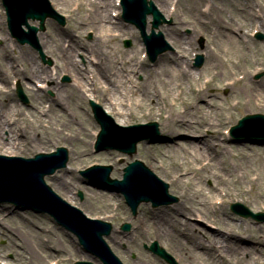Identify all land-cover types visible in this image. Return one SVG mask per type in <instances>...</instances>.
I'll return each mask as SVG.
<instances>
[{
  "label": "rangeland",
  "instance_id": "rangeland-1",
  "mask_svg": "<svg viewBox=\"0 0 264 264\" xmlns=\"http://www.w3.org/2000/svg\"><path fill=\"white\" fill-rule=\"evenodd\" d=\"M48 1L57 14L63 16L64 23L61 24L58 20L49 18L44 24V30H41L40 22L29 21L31 26L40 29L37 32V42L41 49L42 56L40 50L34 49L30 45H21L12 38L7 27V18L4 7L0 0V23L2 24L0 26V46L3 43L10 49L8 59L3 58L0 51V66L5 65L6 68L11 70H22L25 66L27 67L33 62L37 66L51 71L54 77V81L50 82L46 80L44 82V78L31 77L32 74L29 73V79L22 80L20 75L17 77L12 71L8 74L5 83L0 82V91L3 92V98H0V102L2 103L3 99L6 97L7 100L3 102H5V106L7 105L5 110L8 115L7 119L9 126L19 125L21 130V135L16 136L17 142L15 147L5 148L11 150L8 154L7 152L4 153L0 151V155L27 159L33 158L40 153H51L60 147L66 148L68 150V163L66 168L47 177L46 183L57 195L70 205L77 207L88 218L102 220L111 224V229L115 231V236L120 239L119 242H114L109 236L106 241L113 253H115L123 264H168L148 250L147 247H149L153 241L157 242L160 247L169 253L175 264H193V262L184 259V256H182L177 250L178 246L173 243L174 239H168L162 231H160L161 228L163 229V226L168 230H172V225L164 223L160 226V224L156 222L155 217H153L155 216L154 213L159 208L167 206L153 208L149 203L142 204L137 208L136 215H133L123 196L114 189L110 190L111 193H113V197L108 199V196L106 195L105 200L98 201V195L96 196L95 194H92L91 190L96 191L98 194H108L106 190H108L109 187L101 184L95 185L88 182L85 183L86 180L80 175L81 171L92 165L112 166L113 170L110 174V178L113 180H122L123 170L128 164L136 160L141 161L145 167L153 172V174L159 179L164 183L169 184V193L177 198L176 203L168 205L170 207L178 205L190 192L192 195L201 193L207 198L208 204H206V207L209 208L208 211L210 210V213H207L200 208L196 213L203 219V223L198 220V217L192 218L190 222L202 229V231L205 230L207 224L211 225L209 226L210 230H216V228L220 230L223 229V224L215 221L217 215H214L213 212H211V210H215L212 207L215 202L221 200L223 201L221 206L215 204L217 205V209L219 207H225L224 210H226L228 214L235 215L241 220L249 223L264 225V217L261 218L263 221H257L256 219L246 218L231 211V205L241 204L249 212L251 211L254 214H264V204L262 201L259 204L256 203L254 196L250 193V185L242 184V186H240V183L237 181H235V183L229 181L227 185H223L218 182L219 180L217 178L212 177L213 173H217L221 168L219 162L214 163L206 158V160H201V162L198 161L199 163L193 162L190 165V169L188 168V165L181 166L178 169L180 170V174L185 173V175H182L183 183L181 185H175L173 183V176H175V174L168 172V168L173 165L174 160L183 165H186V161L181 159L176 153L172 154L173 156H170L169 158L168 155L165 157H158L156 160H152L150 157V154L156 152L158 149L157 146L163 144L161 142H163L162 139L164 137L162 138V136H164L166 132V129L164 128L165 117L168 114H173V110H171L172 112L166 113L161 110L162 106L159 107L156 103V98L149 99L148 97L144 99L142 92L140 91L134 97H122L121 101L123 103H126L127 101V103L130 104V107H133L132 109L135 115L131 117L127 125L125 124V126L121 127L156 123L158 135L153 134L149 137L148 141L140 143L137 146L136 153L133 157L115 151L95 152L94 144L100 127L93 116L90 101L101 107L107 116L111 117L115 124H118L116 117L107 112L108 110L105 105L104 95L98 89L100 83H96L98 80L97 71L93 69L97 63L94 60V56H92L93 50L91 49L98 47L96 46L97 44L102 48L100 42L96 41L103 39V28H98V25L96 24L97 22L94 23L89 21V14L78 9L72 4V2H69V5L67 4V6H62L55 0ZM82 1L86 3L88 1L90 2V0ZM147 1H152L165 19V23L162 24L157 32L162 33L165 42L170 48L151 61L145 56L146 47L139 30L121 18V9L118 12L119 14L117 17L112 16L114 21L116 18L119 24L123 23L126 27L122 29V32L117 31L119 32L120 37L118 41L115 40L113 42L112 46L118 45L122 50L127 52L136 51L137 62L138 59L145 61V66H143L142 69H139L140 71L138 74H128L121 79V91L125 93L124 89L135 90V86L138 88L148 85H152V87L153 85L160 86V79H154L152 73L154 69L160 72V69H157L159 68L157 63L164 54H171L180 62L182 60H187L191 69L196 72V77L199 78V85L204 89L206 95L198 100L195 94L191 93L188 80L181 79L180 81L173 82L170 77H163L164 82H173L174 84L179 83L184 92L182 102H178V106L173 109L178 112H183L185 109H188L189 104L192 103L195 106L197 105V108L201 110L202 113L210 112V116L220 114V109L222 108L221 111H223L222 113L224 114V117L222 122L215 124L214 126L208 123H202V135L185 133L178 137L179 140L184 142L186 138L210 139V136L218 130V134L216 135H218L219 139L210 140H212V143L214 144L220 141L225 147H227L226 149L233 151V156L228 159L229 166L236 167L239 162L253 165L260 163L258 154H261L262 152L260 149L264 148V133H243L239 135L240 139L237 140L235 139L236 137L231 135L230 130L231 127L235 126L238 121L246 115H264V104L262 105V109L250 108V106L246 104L247 100L240 90L242 89L241 87L243 83L239 84V87H236L239 89L238 91L234 92L231 88V83L235 80V77L237 78V76L231 75V72L229 71L238 73V76L245 74L246 79H248L250 83H264V30L262 29V25L258 20L257 22H245L244 26L240 24L242 22V10L247 9H249L252 14L257 15L260 20H263L264 0H212L214 5L212 2H208V5L204 4L205 6L200 9L204 14L208 7L211 6V9L208 10L205 15L202 13L201 15L206 18H211L212 16L213 19L220 22L224 30H220L218 35L224 34L230 38H241L244 41L250 42L247 50H243L240 45H233L231 43L227 44L228 42L226 41H222L221 43L218 41V36L215 38V42L212 43L214 32L211 34L205 33L203 31V26L197 24V20L195 22L192 21L194 18L192 14L186 13V16L181 15L183 22L178 19L181 22L179 23L176 17H166L154 0ZM177 2L178 0H170L169 3L174 6ZM230 18L233 20L232 22L229 20ZM83 19L85 22L87 21L86 25L79 28L78 22H81ZM150 21L151 17H149V23ZM176 24H181V29L179 28V37L183 36L186 40V42L180 47L176 45L170 37H166V34L164 33V29L172 28L176 26ZM229 24L231 25L229 26ZM213 27L216 28L215 26ZM64 29L78 39V56L76 53H73L74 55L76 54V58L80 61L81 71L83 70V76H78L85 84L83 90L85 92L87 89L90 90L89 92H86V99L75 97L63 100L62 103L65 105L66 113L58 110L56 105L52 103V99L56 97V94L58 93L57 90L54 89L55 84L59 85L58 88L61 89L59 92L62 91L66 94V91L67 93L73 91L72 85L76 84L77 81L76 72H66L68 71V69L65 68L66 61H64L62 57H58L52 53L54 39H56L57 42V39L61 38L60 43L61 45L64 44V49H72V35L71 37L66 34L62 35L61 31ZM150 29L151 26L149 24L148 33H150ZM59 34L61 36H58ZM258 35L263 38L259 39L257 37ZM126 41H130V46H126ZM46 42L48 43L46 44ZM208 45L212 51L214 50L215 52L220 53L222 56L221 60L226 63L225 65H220V67L213 71H211L210 66H208L207 50H205ZM22 51L27 54L25 65L21 58ZM242 52L248 54V64L245 66L241 65V67L232 66L231 64L238 61ZM197 55L203 56V65L199 69L194 67ZM166 65L173 70L175 69V66L168 62H166ZM215 73H217V75H214ZM66 77L69 79L68 81H64ZM208 80H213V82L211 85L208 84L209 87L205 90V83ZM93 83L94 85H92ZM190 83L195 91V81L191 80ZM42 84L43 87H41ZM18 87H20L25 96L26 102L22 97L18 96ZM32 88L41 92V98H36V102L30 92ZM253 95L259 94L254 92ZM119 97L120 96H118V98ZM173 98L174 96H171L167 100L160 99V103H168L171 105L174 100ZM238 98L242 99L241 101H243V104L239 103V105H237ZM139 104L142 106L139 107ZM123 108L125 110L128 109L127 107ZM250 109H253L254 111L250 112ZM19 112L21 115L17 117ZM150 113H153L154 117H150ZM23 117L27 118L23 120ZM71 118L73 119V122L71 121ZM27 119L31 121V124L30 122L27 123ZM188 119L192 123L199 121L195 116H189ZM52 128L54 129L52 130ZM117 131L124 133L123 130ZM25 138L34 139V141H29L28 144H25ZM241 151L245 154L247 153L248 157L243 158L242 156H238V152ZM2 162H12L14 164L15 161L5 160ZM206 164L208 165L205 166ZM222 174H224L226 179L229 178L228 174L225 172H222ZM60 177L69 182L68 186L70 189L68 192L63 189V186L58 184L57 179L60 180ZM61 181H63V179H61ZM215 186L217 187V190L215 188L214 191L213 187ZM80 193L83 195L82 198L79 196ZM186 206L189 207L190 205L187 204ZM194 209L195 211L197 210L196 207ZM125 223L130 224L128 232L121 229V226ZM238 224L239 223H235L236 226ZM11 233L17 239L15 246L9 239V237L12 236ZM25 238L30 241L28 245L25 242ZM68 238L69 242L64 243L66 248L61 251L57 250L60 240L65 241ZM41 244L51 253L44 261L36 259L31 252V250H37ZM217 248L220 250L219 246H217ZM222 254L221 258L223 259L219 258L220 260H225L230 264H236V257H231L228 253H224V251ZM260 255L261 254L257 257ZM260 258L264 260V255H261ZM215 259L218 258L215 257ZM213 260L214 259H209L207 256H202L199 261L196 260L198 262L196 264H216ZM245 260L248 261L246 258ZM45 262L48 264H74L76 262L101 264L99 260L94 259L82 249L77 237L73 233L56 224L48 215L37 214L28 210H20L11 204H0V264H45Z\"/></svg>",
  "mask_w": 264,
  "mask_h": 264
},
{
  "label": "bare ground",
  "instance_id": "bare-ground-1",
  "mask_svg": "<svg viewBox=\"0 0 264 264\" xmlns=\"http://www.w3.org/2000/svg\"><path fill=\"white\" fill-rule=\"evenodd\" d=\"M62 6L69 5V2H72L73 5H75L78 9L83 11L84 13H88V20L91 22H97L98 28H103V39H99L96 42H100L102 45V48L100 45H96L95 49H91L92 56H94V60L96 61V65L93 68L95 71H97V84L98 82L100 85L98 86V89L102 92L104 95V101L105 105L107 107V112L110 114H113L118 122V125L125 126L127 125L131 119L132 116L135 115L133 112V107H130V104L123 103L122 97L126 98L134 97L139 91L142 92V95L145 98L151 99L156 98L157 104L162 106L163 111L166 113L172 112L170 115L168 114L165 117V123L164 128L166 129V132L164 136H162V145L157 146L156 152H152L150 154V157L152 160H156L158 157H165L168 155V158L170 156H173L172 154H178L181 159H184L186 162V165L178 163L176 160L173 161V165L168 168V172H172L175 174L173 176V183L175 185H181L183 183L182 175H185V173L180 174V168L181 166H187L190 169V165L193 162L199 163L201 160H206V158L210 159L211 162L220 163V170L217 171V173H213L212 177L217 178L219 183L223 185H227L229 181H232L235 183V181L240 183V186L242 184H248L250 185V193L254 196V199L256 203H262L264 204V148L260 149L262 152L261 154H258V159L260 163L258 164H248L245 162H239L236 167L229 166L228 159L233 156V151L230 149H226L227 147L224 146L220 141H218L216 144L212 143V140H218V130L213 133L212 136H210V139L205 138H186L184 142H181L178 137H180L181 134H192V135H202L201 131V125L202 123H208L212 126L215 124H219L222 122L223 119V111L220 109V114H215L214 116H210V112L202 113L201 110L197 108V105L189 104L188 109H185L183 112L175 111L173 108H176L178 106V102H182V97L184 96V92L181 89V85L178 83H173L174 81H180L181 79H186L189 81L191 93L195 94L196 98L199 100L203 98L202 96H205L206 93L203 88L199 85V78L196 77V72L191 69L189 66V63L186 61H178L176 58H174L171 54H164L159 62L157 63V66L160 69V72L157 70H153L152 76L154 79H160V86L157 85H148V86H142L141 88H138L135 86V90H126L124 89L123 93L121 91V79L125 75L128 74H138L139 69H142L143 66H145V61L138 59V62L136 60V51L134 52H127L122 50L118 45L112 46L113 42L116 40L118 41L120 34L119 32H122V29H124V24H119L117 22V19L112 18V16L117 17V13L119 11V0H90L83 2L82 0H55ZM156 4L159 6L161 11L166 15V17H176L177 20L181 19V15L186 16V13L192 14L194 18L192 21L197 20V24H201L203 26V31L205 33H213V40L212 43L215 42V38H218V41L222 43V41L228 42L227 44L231 43L233 45H240L243 50H247L250 42L244 41L243 39H235L230 38L227 35L219 34L220 30L223 31L224 28L221 26L220 22L216 19L206 18L203 17V15L206 14L208 10L211 9V6L208 7L207 11L204 12V14L200 11L202 7L208 5V2H212V0H178L177 4L172 6L173 4H170V0H154ZM251 1H258V0H251ZM68 2V3H67ZM213 4V2H212ZM214 5V4H213ZM172 6V7H171ZM213 8V7H212ZM215 8V6H214ZM241 9V8H240ZM217 10V8H216ZM242 26L245 25V22H257L260 21V24L262 25V29L264 30V19L260 20L257 15H254L251 13L249 9L242 10ZM201 13L203 15H201ZM223 14V12H222ZM47 18H50L48 16ZM191 20V18L189 17ZM224 20V19H222ZM231 22L233 21L231 18L229 19ZM179 20L178 22L181 23ZM87 22V21H86ZM85 20L83 19L81 22H78L79 28H82L84 25H86ZM2 24L0 23V26ZM231 24H229L230 26ZM25 26V25H24ZM23 26V27H24ZM215 26L216 28H214ZM105 28V29H104ZM126 28V27H125ZM179 28L181 29V24L174 26L172 28L164 29V33L166 34V37H170L174 41L176 45L179 47L182 46L186 40L183 36H180ZM147 30H149V26L147 27ZM119 31V32H117ZM117 32V33H115ZM61 34H66L71 37L72 35V51L64 49V44L61 45V38L54 39V45L52 46L54 55L58 57H62L64 61H66L65 68L68 69L66 72H76L77 76H83V70L80 69V61L76 58L78 56L77 49L78 47V39L75 38V36L69 31L62 30ZM58 36H61L60 34ZM48 42H46L47 44ZM42 44V43H41ZM226 44V45H227ZM2 46V47H1ZM0 46L1 56L3 58L8 59L10 54V49L7 45ZM44 46V44H43ZM104 46V47H103ZM46 47V46H45ZM44 47V48H45ZM70 47V45H69ZM104 48V49H103ZM207 50V60H208V66H210L211 71L216 70L220 65H225L226 63L223 62L222 56L220 53L212 51L209 45L205 49ZM73 53H76L74 55ZM247 55L245 53H241L240 58L236 63H228L235 67H241V65L245 66L248 64ZM21 58L22 61H27V54L26 52H21ZM166 62L170 63L171 65L175 66V69L173 70L171 67H167ZM93 63V62H92ZM138 64V65H136ZM63 66V65H62ZM13 71V72H12ZM12 72L14 74L20 75L22 80H28L29 79V73H31V77H40L44 78V82L47 81H54L53 73L47 69L41 68L37 66L35 63L29 64L27 67L23 68L22 70L16 69L11 70L9 68H6L5 65L0 66V82L5 83L7 81L8 74ZM64 72V71H63ZM86 72V71H84ZM231 72V75L237 76L235 77V80L231 83V88L233 91H238L239 89L236 87H239V84H242L241 93L246 98V104L250 106V108H257L262 109V105L264 104V83H250L248 79H246L245 74L243 75H237L238 73ZM62 73V72H61ZM123 75V76H122ZM214 75H217L215 73ZM249 75V74H248ZM76 76V84L72 85L73 91L66 94L58 88V84H55L54 89L57 90L56 97L52 99V103L56 105V108L58 110L62 111L63 113H66L65 105L62 103L63 100H67L68 98H83L86 99L85 96L86 92H89L90 90H86V92L83 90L85 87L84 82L82 79L78 76ZM170 77L173 81L170 82H164L163 77ZM158 77V78H157ZM195 81L196 89L193 90L192 84L190 81ZM213 80H208L205 83V90L208 89V84L211 85ZM94 85V83L92 84ZM96 86V85H95ZM43 87V84L41 85ZM31 95L34 98V101L36 102V98H41L40 94L41 92L37 89L30 90ZM256 92L259 95H253V93ZM60 93V94H59ZM178 93V94H177ZM120 94V95H119ZM118 96H120L118 98ZM171 96H174L173 102L170 104H162L160 103V99H169ZM85 97V98H84ZM259 97V98H258ZM0 98H3V92L0 91ZM56 98V99H55ZM258 98V99H257ZM6 97L3 99V101H6ZM242 99L238 98L237 105L239 103H242ZM0 102V151L7 154L11 149H5L8 147L14 148L16 145V136L21 135V130L19 128V125H11L9 126L8 122V115L6 113V106L5 102ZM133 104V102H132ZM243 104V103H242ZM138 105V104H137ZM141 107L142 105L139 104ZM54 106V105H53ZM51 107V106H50ZM123 107H127L128 109H124ZM54 110V109H53ZM52 110V111H53ZM254 111L253 109H250V112ZM160 113V110H159ZM165 113V114H166ZM20 112L17 114V117H19ZM251 115V114H249ZM253 115V114H252ZM23 116V115H22ZM150 117H154L153 113L149 114ZM189 116H195L199 119L196 123H192L189 121ZM76 117V116H75ZM74 117V118H75ZM27 117H23L22 119L25 120ZM18 120V119H17ZM20 120V118H19ZM78 120V119H77ZM71 121L73 122V119L71 118ZM29 119H27V123ZM216 122V123H215ZM217 126V125H216ZM54 128H52L53 130ZM263 129V128H262ZM6 133V134H5ZM244 133V132H243ZM246 133V132H245ZM264 133V131H263ZM39 134V133H38ZM20 137V136H19ZM166 137V138H165ZM193 137V136H192ZM201 137V136H200ZM235 139H240V137H236ZM33 142L34 139H26L24 143L28 144V142ZM203 145V146H202ZM155 151V150H154ZM13 153V152H12ZM248 154L244 152H238V156H242L243 158L248 157ZM192 159V160H191ZM199 161V162H198ZM209 164V163H208ZM206 164L205 166H207ZM216 165V164H215ZM179 172V173H178ZM222 172H225L228 174L229 178L226 179L224 177V174ZM63 179V181H61ZM84 179V178H83ZM58 184L63 186V189L65 191H69V182L66 181L64 178L60 177V180L57 179ZM87 181H85L86 183ZM84 183V184H85ZM83 185V184H82ZM215 188L217 190V187H213V190L215 191ZM92 194H95L97 196L98 201L105 200L106 195L108 196V199L113 197V193L111 191H107L108 194L100 193L98 194L96 191L91 190ZM227 194V193H225ZM185 198V197H184ZM223 201H216L215 204L222 205ZM189 204L190 206L187 207L186 205ZM207 198H205L201 193L192 195L190 192L185 199H182L178 205L175 207H164L159 208L153 216L155 217V220L157 223L164 224L167 223L168 225H172V230H168L163 226L162 233L169 239L172 238L173 243H175L178 248L177 250L179 253L184 256V259L187 261H192L193 264L198 263L197 261L200 260L202 256H207L209 259H214L213 261L216 264H230L229 262L223 259L221 256L224 253H228L231 257H236V264H264V260H262L260 257L263 256V248H264V225H256L255 223H249L247 221L241 220L240 218L236 217L235 215L228 214L226 212L225 207H219L217 209V205H213L212 207L216 210H211L214 215H217V218H215V221L220 222L223 224V229L220 230L216 227V230H210L209 226L210 224L206 225L205 230L202 231L199 227L195 226L190 222V220L194 217H198V220H201L202 218L197 215L196 212L201 208L207 213H210L209 208L206 207ZM216 206V207H215ZM196 207V211L195 208ZM204 207V208H203ZM237 208L239 206H236ZM212 214V213H211ZM259 214V213H258ZM257 214V215H258ZM207 215V214H205ZM264 214L259 216L258 218H263ZM203 221V219H202ZM205 222V221H204ZM235 223H239L237 226ZM213 227V226H212ZM237 229V230H235ZM200 233V234H198ZM12 234V233H11ZM202 234V235H201ZM55 236V233H54ZM112 238V241L119 242V237L115 236V231H113L110 235ZM10 242L15 246L17 239L13 236L9 237ZM205 239V240H204ZM25 242H30L29 239L25 238ZM65 242H69V238L65 241L60 240V244L58 246L59 251L64 250L66 247L64 245ZM25 243V244H26ZM30 245V244H29ZM31 246V245H30ZM219 246V249L217 248ZM84 250V248L82 247ZM222 249V250H221ZM56 251V250H55ZM34 257L36 259H40V261H44L51 253L47 251L44 248V245L41 244L39 248L36 250H31ZM54 252V251H53ZM259 254H261L259 257H257ZM94 259L97 258L95 255H90ZM217 257L218 259H215ZM220 258V259H219ZM245 258L249 261H246ZM263 258V257H262ZM197 260V261H196ZM262 260V261H261ZM196 261V262H195ZM45 264H48L45 262ZM53 264V263H50Z\"/></svg>",
  "mask_w": 264,
  "mask_h": 264
},
{
  "label": "water",
  "instance_id": "water-1",
  "mask_svg": "<svg viewBox=\"0 0 264 264\" xmlns=\"http://www.w3.org/2000/svg\"><path fill=\"white\" fill-rule=\"evenodd\" d=\"M133 1H136V5L134 4V7L131 8L132 10L129 11L126 2ZM3 2L7 11L10 30L21 44L28 43L35 48H39L35 36L38 29L29 26V19L39 20L41 29L44 28L43 24L48 16L59 19L58 15L46 0H3ZM145 3V0H127L124 3L125 12L132 13V16L128 20L141 30L148 46L149 54L151 58H154L161 51H164L166 47L159 48L161 45L159 42L161 35L153 34L151 37H148L144 33L145 18L147 15L153 14L155 19L154 28L160 25L158 12L153 9L152 4L151 8L148 9ZM24 25L29 29V33L22 31V26ZM202 62L203 57L199 56L196 67H201ZM19 92L21 94V90ZM92 107L102 127L97 143V149L99 151L104 149H117L133 156L136 153L138 143L148 139L153 134H157L156 123L137 125L128 129L131 131L127 134H116L113 128L103 121L101 109L95 104H92ZM260 131H264V116L256 114L247 115L241 119L238 125L233 127L232 132L233 134H239L242 132L258 133ZM17 162L18 164L15 165L0 164V195L3 200L12 203H24L29 207L49 212L59 222L70 225L71 229L79 236L81 244L101 257L106 264H121L109 251L102 238L104 235L109 234L111 226L99 221H87L75 209H69L65 203L63 204L44 183L45 176L51 175L57 169L66 166L67 151L64 148L58 149L57 153L52 155H39L31 160L17 159ZM111 171V167L97 166L81 172V174L88 177L96 173L99 174L100 180L105 185L107 184V186L112 187L118 186V189L125 194L127 203L131 206L134 214H136L137 206L141 202L152 201L155 205H159L177 201L176 198L168 194V185L159 181L139 161L130 164L125 169L123 181L109 180ZM236 206H239L238 208H241V210L235 211L242 216L252 217L258 220L260 215L252 214L242 205H233V210L237 208ZM122 228L128 231L130 225L124 224ZM150 249L167 262L175 264L173 258L157 246V244H154Z\"/></svg>",
  "mask_w": 264,
  "mask_h": 264
}]
</instances>
